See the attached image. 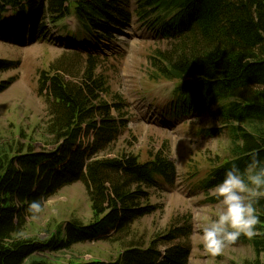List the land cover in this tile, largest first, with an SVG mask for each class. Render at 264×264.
I'll return each instance as SVG.
<instances>
[{"label": "trees", "instance_id": "trees-1", "mask_svg": "<svg viewBox=\"0 0 264 264\" xmlns=\"http://www.w3.org/2000/svg\"><path fill=\"white\" fill-rule=\"evenodd\" d=\"M133 1L138 19L159 28L168 42L148 58L149 81L176 83L175 117L207 114L230 138L229 158L212 167L199 188L205 191L219 183L233 162L243 170L253 151L264 160V0ZM125 7L122 0H0V25L12 8L34 15L31 32L40 39L49 32L46 19L57 25L67 17H75L91 36L97 31L110 35L108 30L118 20L132 19ZM93 58L86 59L78 76L70 78L54 68L40 75L38 92L45 96L48 113L41 141L54 151L38 152L15 139L0 142V264H54L41 256L105 240L111 233L121 250L117 261L108 264H189L193 232L189 217L172 222L149 241L151 236L145 241L146 235L135 233L136 223L158 209L149 205L150 191L175 186L174 163L162 152L146 161L134 154L98 156L115 144L126 121L120 118L121 105L103 98L110 85L97 73ZM66 59L62 57L59 68L70 72L74 65ZM12 66L11 61H0V74ZM9 83L0 81V92ZM92 131L95 142L79 143L82 134ZM220 131L213 127L201 132L214 137ZM78 182L92 205L91 224L68 222L45 239L23 236L30 219L29 201L41 196L49 200ZM255 207L260 222L250 241L256 258L246 264H264V197ZM247 240L242 236L238 241ZM162 243L168 245L165 251Z\"/></svg>", "mask_w": 264, "mask_h": 264}, {"label": "rangeland", "instance_id": "rangeland-1", "mask_svg": "<svg viewBox=\"0 0 264 264\" xmlns=\"http://www.w3.org/2000/svg\"><path fill=\"white\" fill-rule=\"evenodd\" d=\"M122 1L133 17L129 22L119 20L106 38L100 33L90 36L76 18L67 17L57 25L46 19L49 32L40 40L31 35L30 25L28 32L22 28L29 24V17L9 8L6 23L0 26V61H11L13 66L0 74L1 82H10L8 88L0 92V142L15 139L18 143L33 146L38 152L54 151L55 147L41 141L48 113L45 96L38 92L40 75L51 73L54 68L70 78L78 76L86 66V59L95 57L97 73L103 75L110 85V93L103 98L110 104L119 103L124 109L120 118L126 121V127L119 132L115 144L107 146L99 158L134 154L146 161L162 152L174 163L178 173L173 188L150 191L149 205L151 203L158 209L136 223L137 237L146 235L147 241L151 236L149 241L158 233H164L172 222L178 223L183 217H189L193 226L189 264H246L256 258L250 240L237 241L213 257L203 250L197 235V224L204 216L213 219L216 212L210 189L204 191L199 185L212 167L229 158L230 138L207 114L174 116L172 102L176 83H153L148 78V58L154 49L166 46L167 39L159 28L138 19L133 0ZM74 43L85 47L79 49L73 46ZM75 53L81 55L75 57ZM62 57L74 65L70 72L64 71L67 68H59ZM113 115L117 117L114 111ZM213 127L221 129L214 137L201 132ZM94 135V131L82 134L79 143L83 142L84 146L92 144ZM48 201L38 221L28 220L23 236L45 239L50 233L56 234L60 226L62 229L66 227L68 222L77 221L83 225L93 222L92 205L80 182L64 187ZM198 215L200 219H194ZM114 237L115 234L111 233L105 240L48 252L41 257L54 264L115 263L121 249L120 244L113 241ZM160 246L161 251L168 248L167 244Z\"/></svg>", "mask_w": 264, "mask_h": 264}, {"label": "clouds", "instance_id": "clouds-1", "mask_svg": "<svg viewBox=\"0 0 264 264\" xmlns=\"http://www.w3.org/2000/svg\"><path fill=\"white\" fill-rule=\"evenodd\" d=\"M210 192L215 199V217L209 220L204 216L197 224V235L203 250L215 257L242 236L249 240L255 237L256 225L260 222L255 204L258 198L264 197V160L253 151L243 170L233 162ZM48 202L44 196L29 201L26 207L29 218L38 221ZM194 219L199 220V215Z\"/></svg>", "mask_w": 264, "mask_h": 264}]
</instances>
